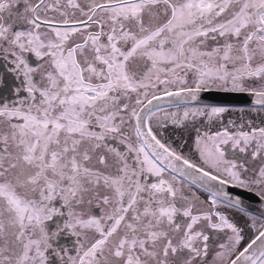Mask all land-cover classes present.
I'll return each mask as SVG.
<instances>
[{
    "label": "snow or ice",
    "instance_id": "obj_1",
    "mask_svg": "<svg viewBox=\"0 0 264 264\" xmlns=\"http://www.w3.org/2000/svg\"><path fill=\"white\" fill-rule=\"evenodd\" d=\"M0 68V264H264V0H0Z\"/></svg>",
    "mask_w": 264,
    "mask_h": 264
},
{
    "label": "flooded vegetation",
    "instance_id": "obj_2",
    "mask_svg": "<svg viewBox=\"0 0 264 264\" xmlns=\"http://www.w3.org/2000/svg\"><path fill=\"white\" fill-rule=\"evenodd\" d=\"M16 8H19L20 11H23V7L16 5L13 6V10L15 11ZM0 71H3L2 68H0ZM18 83L17 81H14L10 75H5V87L0 89V94L9 95L10 94V88L12 85ZM212 91H218L221 94L231 96L232 100L228 101H221L218 104L215 103H209L202 101L201 99H205L206 93L202 92L200 94L201 99L199 100L198 104L193 103L189 105L180 104L179 106L175 103L170 102L167 98L161 102V107L165 108L169 112H176V111H183L184 107H203L206 105L209 106H224L230 109L229 112L224 114L223 117V123H227L229 120L235 121L237 124L244 123L248 119H253L257 124H259V120L256 119L257 113L253 111V108L256 106L251 103L252 97L248 96L247 94H238V93H228L219 91L217 89H212ZM176 99V98H173ZM223 123H217L212 127V130H216L219 127L223 126ZM196 126H202L201 119H197L195 122ZM191 124L189 127L191 128ZM168 136L171 138V141L174 143V146H177L179 150H182L184 154L189 155L192 158H197V154L193 151L189 150V146L192 143L191 137L189 135L188 131H182L180 129H173L172 126H169L168 129ZM185 141L187 142V146H185ZM234 192H240L238 189H233ZM240 195L245 198L249 203H251V207L245 206L246 209L250 214H253L257 217L261 215V212H264V203H261L259 199L254 195L246 192H240ZM207 194L203 195V198H206ZM233 213L236 212L235 209L231 210ZM237 219H241V217L238 215ZM244 219H247V217H244ZM241 222H243V219H241ZM61 243H67V240L62 239Z\"/></svg>",
    "mask_w": 264,
    "mask_h": 264
},
{
    "label": "water",
    "instance_id": "obj_3",
    "mask_svg": "<svg viewBox=\"0 0 264 264\" xmlns=\"http://www.w3.org/2000/svg\"><path fill=\"white\" fill-rule=\"evenodd\" d=\"M232 99H234V98H232L231 96L221 94L218 91H216V92L215 91H212V92L207 91L205 99H201V100L205 101V102H209V103L218 104L221 101H228V100H232ZM231 191H233V189H231ZM243 201H244V206H248V207L252 206L251 203H249L247 200H245L244 197H243Z\"/></svg>",
    "mask_w": 264,
    "mask_h": 264
}]
</instances>
